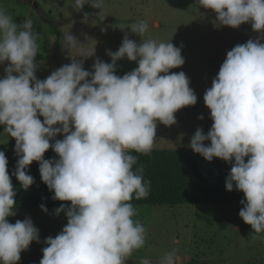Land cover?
I'll use <instances>...</instances> for the list:
<instances>
[{"label": "clouds", "instance_id": "9594fccd", "mask_svg": "<svg viewBox=\"0 0 264 264\" xmlns=\"http://www.w3.org/2000/svg\"><path fill=\"white\" fill-rule=\"evenodd\" d=\"M197 4L211 10L223 27L239 29L251 23L253 32L264 34V0H197ZM85 5L86 0H76L75 8L81 11ZM88 5L98 10L104 6L103 0ZM130 28L141 38L148 31L143 22ZM40 39L30 19L17 26L0 9V65H9L6 78L0 80V126L16 142L19 159L13 175L27 192L35 183L27 170L36 162L42 183L54 192L53 200L71 204L55 210L57 217L66 214L67 226L55 239L44 241L47 247L40 264H127L144 248L147 231L134 219L139 213L131 201L147 199L151 191L150 182H144L143 166L136 167L138 160L128 153L150 156L158 123L172 127L176 113L197 104L186 75H169L185 64L181 49L154 40L137 45L126 35L115 54L107 53L111 64L96 60L90 73L82 62L73 60L39 81L35 61ZM78 44L65 34V47L74 49ZM124 59L138 62V67L120 78L114 74L116 63ZM204 103L213 125L207 135L198 129L190 148L209 163L214 158L234 161L226 190L231 193L235 185L244 194L239 217L253 230L252 238L260 239L264 235V44L259 39L227 53ZM60 135L62 141L50 144ZM206 141L210 146H205ZM50 149L58 160L44 159ZM7 165L0 152V264H19L21 253L40 239L30 218L14 225L8 222L16 215L17 192ZM41 211L47 214L43 206ZM177 251L163 257L161 264H175Z\"/></svg>", "mask_w": 264, "mask_h": 264}, {"label": "rangeland", "instance_id": "374dc122", "mask_svg": "<svg viewBox=\"0 0 264 264\" xmlns=\"http://www.w3.org/2000/svg\"><path fill=\"white\" fill-rule=\"evenodd\" d=\"M94 2L96 0H86L79 11L75 8L76 0H0V9H4L17 26L29 19L33 22V32L41 37L35 61L39 81L52 64L69 66L76 60L90 73L96 60L111 64L107 53L115 54L126 35L137 45L154 40L172 43L181 49L185 64L171 70L169 75L180 72L186 75L197 96V104L176 113L177 123L172 127L158 123L154 149H191L190 142L196 131L202 129L207 135L212 128L204 95L211 89L227 53L249 40L259 39L264 44V34L253 32L251 23L239 29L221 26L216 15L200 8L197 0H103L104 6L99 10L88 5ZM104 15L113 17L114 21L104 22ZM141 22L148 26L142 38L130 28ZM53 27H57V33ZM121 27H125L123 32ZM67 33L79 42L76 48L65 47ZM8 66L7 63L0 65V80L6 78ZM137 67L138 62L124 59L116 63L114 74L123 78ZM201 116L203 120L198 119ZM38 118L43 123V117ZM63 139V135L57 136L50 144ZM15 143L0 126V152H15ZM205 146H210V141H206ZM132 206L139 213L134 219L147 230L146 243L127 264L143 261L161 264L163 257L175 250H178L175 264H264V235L257 240L252 238L253 230L239 217L243 209L241 202ZM59 208L48 207L47 214L41 208L14 209L16 215L9 217L8 222L14 225L30 218L40 239V243L33 242L28 251L21 253L19 264H40L43 249L47 247L44 241L55 239L67 226L65 213L55 215Z\"/></svg>", "mask_w": 264, "mask_h": 264}, {"label": "trees", "instance_id": "16d2710c", "mask_svg": "<svg viewBox=\"0 0 264 264\" xmlns=\"http://www.w3.org/2000/svg\"><path fill=\"white\" fill-rule=\"evenodd\" d=\"M57 33V27H53ZM8 160V174L13 188L16 190L15 208L71 207L70 203L54 201V192H50L42 183L39 172L40 165L36 162L27 170L35 183L25 192L13 173L16 171L18 157L15 152H3ZM144 168V182H150L151 191L147 199L131 201L132 205H181L197 203H232L245 200L244 194L235 190H226V180L234 164L213 159L207 162L191 149H154L150 156L129 152ZM46 161L58 160L59 157L48 151ZM247 162V159L246 161ZM135 167L133 171H135Z\"/></svg>", "mask_w": 264, "mask_h": 264}, {"label": "water", "instance_id": "95a60500", "mask_svg": "<svg viewBox=\"0 0 264 264\" xmlns=\"http://www.w3.org/2000/svg\"><path fill=\"white\" fill-rule=\"evenodd\" d=\"M36 6H37V4L34 3V7H36ZM104 17H105V18H104ZM104 17H103V18H104V20H103L104 22L114 21V18L111 17V16H109V15H104ZM62 67H63V66L60 65V64H52V65L48 68V70H47L46 74L44 75L42 81H45L47 78L50 77V75H51L53 72L59 70V69L62 68Z\"/></svg>", "mask_w": 264, "mask_h": 264}]
</instances>
